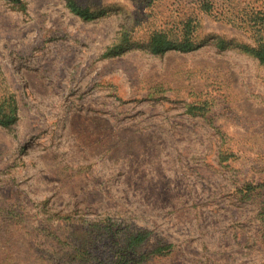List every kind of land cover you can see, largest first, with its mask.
I'll list each match as a JSON object with an SVG mask.
<instances>
[{
    "label": "rangeland",
    "instance_id": "obj_1",
    "mask_svg": "<svg viewBox=\"0 0 264 264\" xmlns=\"http://www.w3.org/2000/svg\"><path fill=\"white\" fill-rule=\"evenodd\" d=\"M22 2L0 0V264H264V67L241 50L264 0ZM157 31L199 48L153 55Z\"/></svg>",
    "mask_w": 264,
    "mask_h": 264
},
{
    "label": "trees",
    "instance_id": "obj_2",
    "mask_svg": "<svg viewBox=\"0 0 264 264\" xmlns=\"http://www.w3.org/2000/svg\"><path fill=\"white\" fill-rule=\"evenodd\" d=\"M14 2L20 7L22 11H25L22 0H14ZM67 6L72 13L79 16L84 21L95 20L107 14L106 11H93L88 7L79 5L76 0H66ZM206 12H212L211 7L204 9ZM259 9L255 8L250 13H247L248 26L251 27L256 33H261L264 26V11L258 12ZM259 14H262L260 16ZM254 46L243 45L241 50L252 54L259 63L264 67V41L261 36H257ZM133 46V45H129ZM134 48V47H133ZM199 46L188 36H183L181 40H173L168 37L166 31L154 32L149 41V49L153 55H164L170 51H179L183 53H189L197 50ZM222 49L228 48L226 45H221ZM110 49L111 51L105 55L106 57H114L119 55L118 50ZM18 103L16 96L13 93H8L0 101V125L3 127H11L18 121ZM248 198H251L252 192L247 193ZM147 235L143 233H135L128 237L126 244L128 250H133L137 247H142L147 242ZM164 248H159L156 252L162 254ZM141 261L129 258L128 255L119 256L117 261L110 262L109 264H139Z\"/></svg>",
    "mask_w": 264,
    "mask_h": 264
}]
</instances>
